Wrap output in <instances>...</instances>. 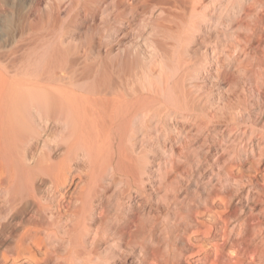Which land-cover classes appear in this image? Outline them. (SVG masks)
I'll return each instance as SVG.
<instances>
[{
    "label": "bare ground",
    "instance_id": "6f19581e",
    "mask_svg": "<svg viewBox=\"0 0 264 264\" xmlns=\"http://www.w3.org/2000/svg\"><path fill=\"white\" fill-rule=\"evenodd\" d=\"M18 1L0 0V5L1 2H5L8 6L7 9L0 6V264L8 256L29 252L28 245L31 242L45 248L44 262L36 264H124L119 259L126 256H137L143 264H187L185 256L190 243L189 238H186L189 234L185 235L191 231L186 227L187 224L182 228V232H178L179 228H176L177 224L175 225L176 239L173 240V245L169 243L171 241L166 244L172 246V250L169 251V255L159 259L156 255L157 250L151 249L155 243L152 239L149 241L147 239L156 226L149 229L143 227L145 225L142 223L146 217L143 221L141 215L136 216L137 210H140L136 207L131 211L127 210L129 212L127 213L120 201L122 199L117 198L118 205L115 216L113 215L115 225L112 223L114 228L109 226L106 231L104 227L106 232L101 233L100 222L104 220L102 210L106 203L103 205L97 197L101 191L117 185H122L120 186L123 188L122 193L127 192L129 198L132 197V190H139L138 193L144 197L146 189L144 174L148 171L146 170L148 166L145 167L148 160L146 150L150 146L152 136H157L162 131L164 119L160 114L166 111L167 104L175 108H184L196 115L197 113L210 115L206 112L207 105H203V99L200 97L201 83L189 79L192 76L190 77L188 72L196 64L194 57L198 55L189 54L190 43L187 45L183 42V33L188 30L196 33L208 30L212 33V30L221 29L228 33L227 37L235 36L232 43H227L229 47L237 50V55L233 54L235 56L232 58L235 64H232L242 74L245 71L243 70L245 65L242 63L248 50L241 47L245 44L242 42L243 38L242 41L239 39L241 36L239 33L243 30V18L254 10L258 11L257 17L260 16L261 7L255 8L254 0H103L93 6H88L83 0H70V20L78 25L81 21H89L88 36L81 41L82 43L72 48L64 31L57 34L53 32V27L45 35L39 34L36 30L39 27L38 22L32 23L34 20L31 18L34 8L26 9L23 3ZM81 8L85 10L83 17L80 16ZM137 10H140L142 22L150 26L151 31H155L156 37L164 35L172 40L169 49L159 38L150 40V45L154 49L162 51L160 67L153 63L156 61L155 51L145 53L135 45L125 49L122 43L121 38L129 33L132 27L130 19H126V14ZM255 11L254 14L257 12ZM260 14L262 15L261 11ZM98 17L105 22L104 31L97 32ZM50 21H55L53 14L50 15ZM261 33L259 46L264 54V33ZM191 35L192 33L187 38ZM224 35L226 34L223 33ZM208 39L201 41L203 45L200 50L202 48L208 50ZM131 55L137 57V61L133 60V63L146 62L154 67L149 66L150 70H147L148 67L145 68L140 63L145 70L142 72L139 70L141 74L135 72V68L132 69L129 65L128 58ZM207 55L209 53L206 57ZM163 60L166 63H163ZM219 63L211 72L214 75L220 73L217 66ZM260 64L259 66H262L264 62ZM156 67L159 68L154 70ZM223 67L220 65V68ZM234 67L232 66L233 70ZM261 69L259 73L264 71V68ZM261 75L263 77L264 73ZM188 76L192 83L187 80ZM186 80L190 83L189 87L185 85ZM260 80L257 82L259 109L263 112L264 77ZM257 83L255 85L258 88ZM178 85L182 88L178 90L181 93L178 92L176 95L175 87ZM214 115L211 114L213 117ZM259 121L264 129V118H260ZM199 125L190 130L188 128L187 135H183L184 138L190 141L192 135L196 139L204 135L205 128ZM164 130L167 131L166 128ZM260 132L259 130L258 150L252 151L251 155L252 161L255 160L259 164V169L264 166V132ZM209 137L208 133L201 146L210 145ZM245 147L243 149H246ZM236 149L235 151H238ZM210 158L212 159V156ZM221 162L225 163L223 160ZM81 164H84L85 168L82 169ZM225 168L218 181L221 182L220 185L225 182L222 188L225 193L223 195L229 199L226 201L228 208L221 218L223 222L221 228L215 229L214 232L207 230L208 234H213L214 243L212 253L210 251L211 254L206 257L210 259V264H264V174L260 179L252 176V173L245 175L241 171L235 174L232 169ZM73 171L86 173V178L80 180L69 201L68 209L64 210L65 205L63 207L62 205L68 203H61V197L67 190L66 184L71 181ZM213 181L211 179L205 182L195 181L196 188L190 192H193V196L190 195L192 198L183 193L180 212L175 211L177 218L187 217L189 223L191 221L197 224L196 214L200 208L209 207L213 202L212 198L220 196L217 190L220 185L217 187ZM161 187L162 185L159 189ZM106 195L110 198L109 194ZM166 195L165 198L168 196ZM171 195L173 197V194ZM177 197L179 196L176 194L169 200L179 201ZM95 199L97 204L94 202ZM178 201L175 202V207L176 203L179 204ZM135 206L140 205L136 202ZM185 212L188 213L185 215ZM135 217H139L140 224L133 234L134 239L124 244L126 242L123 237L127 234L129 223ZM96 221H100L97 226ZM111 229L113 236L105 237ZM165 230L159 232L166 234Z\"/></svg>",
    "mask_w": 264,
    "mask_h": 264
},
{
    "label": "rangeland",
    "instance_id": "374dc122",
    "mask_svg": "<svg viewBox=\"0 0 264 264\" xmlns=\"http://www.w3.org/2000/svg\"><path fill=\"white\" fill-rule=\"evenodd\" d=\"M100 1H103V0H83V2L85 4H87L88 6L89 5L93 6L97 3H99ZM136 1H140V0H136ZM18 2L23 3L22 5H24V8H26V9L27 8L28 9L34 8V10H33L34 13H32V17H31L34 21L31 18L30 19L33 21L32 23H35L36 21L38 22L39 27L36 30L41 35H45L47 32L50 31L49 30L50 28L54 27L53 32L58 34V33H61L64 31L66 33L65 37L66 36L69 37L68 40L70 42L69 41L68 42L70 43L71 47L74 48V46H76L77 44L79 45V43L81 41H84L86 39V36H88V34H89V31H88L89 21L88 20L85 22L81 21L79 23V25L70 20L71 19V17H70L71 16V10H70V4H69L70 0H19ZM254 2L256 4V5L254 4L255 8L258 7V9H259L261 7V9H259V15L261 17L260 16L257 17V15H258L257 10H256L257 12L254 10L256 12L255 13L256 15L253 13L254 11L251 12L250 15H248V16H250V18H247L248 16H244L243 28H242L243 30L241 29L242 31H240V33L238 32L239 35H241L240 36L241 38L239 37L240 41H242L241 39L243 38L242 42H243V44L245 43L244 46H241L243 44H240V46L244 47L246 50L248 49L247 54L244 57L243 63H242L245 65V66L242 65L244 68L243 70H245L244 71L245 74L244 73L241 74L240 73L241 71L237 70L238 68L236 69L233 65L235 63H234L232 58H233V56L237 55V50L233 49L232 47H229V44L232 43V41H234V38H236L235 36H233V38L227 37L228 33L223 32L224 30H221V29L212 30L213 34L211 32H209L208 30L202 31V32L200 31L197 33L193 32L192 30H188V31L183 33V42H185L187 45L190 43V45H188L189 46V48H188L189 54H191V55L193 54V56L198 55L196 58L194 57V59H195L194 63H196L197 65L196 64L193 65L190 72H188L190 77L192 76L193 78L192 77L189 78V76H188L187 80L189 78L190 80L192 79L191 80L192 82L201 83L202 89H201L200 93L202 96H200V97H201V99H203L202 100L203 105L204 104L207 105V106H205V105L204 106H205V108L207 107L206 112H209L207 114H210V115H206V113H201V114L197 113V115H196L195 113L188 111V110H185L184 108H175V107L171 106L170 104H167L168 108L166 109V111L170 108L169 109L170 114L168 113V111L167 112L163 111L162 112L163 114H160L161 118L164 119V121H163L164 125H163L162 131H161L162 133L160 132L157 136L154 135L155 137L152 136V138L149 141L150 146L146 150L148 160L145 163V165L147 164L145 167L148 166V168L146 169L148 171H146V173L144 174L145 185H146L144 197L143 196L141 197V195L139 194L140 192L138 193L139 190L138 191L132 190V192H131L132 197L129 198L127 196V192L125 194L122 193V191H123V188H121L122 185L115 186L116 187V188L114 187L115 189L113 187H109V188H107V190L101 191L100 195L98 196L99 198L97 197V199L101 203L103 202L102 203L103 205L106 203L105 207L103 206L104 210H102L103 211L102 216H103L104 220H101V222L100 221L95 222V224L97 223L95 226H97L99 224V222L101 223V228H100L101 233L106 232L107 227L109 228V226H112V223L113 224L115 223L114 222V216H115L114 214L116 213V209H117V205H118L117 198H118V200L122 199L120 201L124 204L123 206L125 207L124 209H126V212H127V210L131 211V209L135 208V207L137 209H140L139 211L137 210L136 216L141 215L140 218L143 221H144L143 218L146 217L145 221H144L145 224L142 223L143 225H145L143 227L149 229L151 227L156 226L154 228V232L152 233V235H149L147 239H148V241L150 239H152L153 242L155 243V244H153L151 249L157 250L156 255L159 257V259L163 256L169 255V251L172 250V246L169 247L166 244L169 241H171L169 243L171 245H173V240L176 239L175 238L176 237L175 236V234H176L175 225L177 224L176 228H179V230L177 229L178 232L179 231L182 232V228L184 227V225L186 226V224H187L186 227L187 228L189 227L188 229H190L191 231L190 232L188 231L185 235V236H187L189 234V236H190V237L189 236L186 237V238H189V243H190L189 245L190 246H188V249L186 252L185 262H187V264H210L209 263L210 259L206 256L210 255L212 253V244L214 243V237H213V234L211 235V234H208L207 232L209 231L208 229H210V230H212V232H214L215 229L219 230L221 228V226L223 224L221 218H222V216L225 215L227 208H228L226 201L229 199L226 198L227 196L223 195L225 193H224V188H222V186L225 184V182L223 181V185H220L221 182L218 181L219 175H221L223 172H225V170L223 168H225V166H226V168H228L230 170L232 169V171H234L235 174H237V173L239 174L241 171H242L241 173H243V174L245 173V175H247V174L250 175V173H252L253 174V175L251 174L252 176L255 175V176L259 177L260 179L262 178V176L264 174V166H262L261 169H259V164H257V162L255 160H253L254 161V163H253V161H252L253 157L251 156L253 154L252 151L257 152L256 150H258V146H259V134L258 133H259V130L262 133L264 132V129L261 127L262 124L259 121L260 118H262V117L264 118V111L261 112V110L259 109V91H258L259 84L257 83L261 78L263 79V77H264V76L262 77V75H261L262 73H264V71H262L260 73L258 72V71L262 70L261 67L264 68L263 67L264 66V64H263L264 54L262 53L263 52L262 48L259 46V39H261V37H262V35L259 36V34L262 31L263 32L261 34L264 33V0H254ZM4 3L5 2H1L2 5H0V6L1 7L3 6L2 9H7L8 6L6 3L5 4ZM8 3H10V2H8ZM80 11L82 13L80 16L83 17L84 16L83 13H85V10H83L81 8ZM260 11H261L262 15L260 14ZM139 12H140V10H137L136 12L135 11L131 12L129 15L126 14V19L127 18L130 19V22L132 23L130 25V27L131 26L132 27L130 28L129 33H127L126 35H124L121 38V40L123 41L122 43H123L125 49L127 47L129 48L130 46L135 45V46H139V49L144 50L145 53L147 51L151 52L150 50H152V53H153V51H155L154 52V54H155L154 59L157 62L154 60L156 63L155 62H153V63L155 66L156 65L159 66V64L161 66L160 61H161V58L163 56L161 54L162 51H159L158 49L157 50L154 49L150 45V40L152 38H159L162 43L167 44V49L171 48V46H169V45H171L172 40L170 38H166L164 35H160V36L156 37L155 31L154 30L151 31V27L142 22V17L140 16L141 14ZM51 14H53L55 21H50V15ZM254 15H255V18H253ZM255 19H257V20L254 21ZM31 20H29V21L31 22ZM96 22L98 23L97 32L104 31L106 29L105 22H103V20H101L99 17L96 19ZM74 25H76V26H74ZM257 25L259 28H257ZM145 26H147V27H145ZM245 26H247L248 29ZM255 27H256V29H255ZM252 28H253V30H252ZM254 30H256V31H254ZM216 31H218V32H216ZM187 33L189 35L192 33L190 38H187V37H189V35ZM198 33H200V34H198ZM205 33L206 34L209 33V34L206 35ZM214 33L216 35H214ZM219 33H221V34L219 35ZM223 33L226 34V35H224L226 37L223 36ZM184 34H186L187 36ZM230 34H232V32L229 33V35ZM242 34L246 38L248 37L247 38L248 43L246 42V40H245L246 38L243 37ZM95 35L97 36V33H95ZM209 35H211V36H209ZM246 35H248V36H246ZM254 35L256 36V38ZM202 37H204V38H202ZM206 37H208L209 39ZM226 38H227V41H226ZM205 39H208V44H207L208 48L207 49L209 51L205 50L203 48L200 50L201 46L203 45L202 43L205 41ZM255 39H256V41H255ZM244 40H245V42H244ZM248 40H250V41H248ZM201 41H203V42H201ZM227 42L228 43L230 42V43L228 44ZM185 43H183V44H185ZM66 45H67V43H66ZM232 46H234V45H232ZM221 47H222V49H221ZM204 51L207 52L206 54L209 53V55H207V57H206V54ZM157 52L160 54H158ZM196 52H199V53H196ZM212 52H213V54L214 53L215 54L213 55ZM221 52H223V53L225 52L224 54L229 52V54L224 55ZM156 53H157V55H156ZM231 54H232V57H231ZM233 54H235V55H233ZM227 55L230 56V58ZM136 58L137 57L135 55H131V57L129 56V58H128L129 63H130L129 65L132 67V69L135 68V70H134L135 72L139 73L138 72L139 70L141 72L144 71L145 69H144V67H142L143 65L145 66V68L148 67L147 70H150L149 66L151 64L149 65V63H146V62H144L145 64L142 62L133 63V60L137 61ZM216 58H218V59H216ZM227 58L229 61H227ZM130 59H132V60H130ZM259 59H260V61H259ZM231 60H232V62H231ZM165 61H166V59H165ZM165 61L163 60V63L167 62V61L166 62ZM221 61H223V62H221ZM158 62H160V63H158ZM140 63H142L143 65ZM201 63H202V65L204 64L206 67L204 65L202 66ZM218 63L221 65V67L224 66L223 68H220V65H217V66H219L218 68L220 69L219 70L220 73L223 75H221L220 73H219V75H218V73L217 74L215 73V75L213 73H211L213 71L215 65ZM260 63H262L263 65L259 66V65H261ZM154 65H152V66L154 67ZM229 65L231 67H229ZM133 66H135V67H133ZM152 66H150V67L152 68ZM232 66L234 67V70H233ZM159 67L154 68V70H157V68H159ZM252 67H253V69H252ZM138 68H140V69H138ZM210 68H212V70H210ZM257 68H258V70H257ZM247 69H249V70H247ZM243 70H242V72H243ZM141 72L139 74H141ZM193 72L197 73V75H195V73H193ZM237 72L239 73L240 76L238 75ZM230 73H232V74H230ZM192 74H194L195 77ZM251 74H252V76H251ZM248 75L251 77H249ZM258 75H260V76H258ZM251 79H253L254 81L252 82ZM187 80L185 82V85L186 86L188 85V87H189L190 83H192V82H190V80H188L190 82L189 83ZM203 82H204V84H203ZM250 82H252L254 85L257 83L258 88H257V85L254 86ZM180 87L181 86H179V85L177 87H175L176 95L178 94V92H179V94L181 93V91H178V90H180ZM228 87H230V89ZM254 87L257 89H254ZM228 89H229V91H228ZM213 95H214V97H213ZM223 103H225V105H222ZM234 103H235V106H234ZM241 103H242V105H241ZM227 104H228V106H226ZM230 105H232V106H230ZM238 105H239V107H238ZM208 107L211 109L209 110ZM230 108H232V109H230ZM239 108H241V109H239ZM218 109L220 112L218 111ZM215 111H217V113ZM226 111H228V113ZM211 114L212 115L215 114L216 116L214 115V117H213V116H211ZM222 114H223V116H222ZM185 115H187L188 117ZM196 116H198V117L196 118ZM201 119H203L205 121H203ZM210 119H212V120L210 121ZM205 122H206V124H205ZM165 123L168 125H166ZM208 123H210V124H208ZM193 124H195V125L200 124L199 126H202L203 128H205L204 129V135L200 136L199 138L197 137V139H196V137L193 138V135H192L191 136L192 138L190 139V141H188L184 138V136L187 135L186 132H188V128H189V130L195 128V125H193ZM165 125L168 127H166ZM165 128L167 130L166 132L164 130ZM215 130L216 131L218 130V131L216 132ZM181 132H183V133H181ZM208 133L210 136L209 137V140H210L209 144L210 145L207 146L205 144V145L201 146V143L204 141V139ZM257 140H258V142H257ZM230 141H232V142H230ZM255 141L258 144L255 143ZM251 144L252 145L254 144V145L252 146ZM156 146H157V148H156ZM198 147H202V148H198ZM244 147L246 149H243ZM239 148H241V149H239ZM202 149H203V151H202ZM235 149L238 151H235ZM149 150L152 153L149 152ZM197 150H198V152H197ZM233 151L235 153H233ZM228 152H229V154H228ZM217 153H219V154H217ZM242 153H243V155H242ZM208 155L210 157L212 156L213 160L210 157H208ZM201 156H203V157H201ZM239 156H240V158H239ZM213 157H215V158H213ZM219 157H220V159H218ZM243 157H245V158H243ZM229 158H231V159H229ZM167 159H168V161H167ZM225 159L227 161H225ZM236 159H237V161H236ZM171 160H172V162H171ZM197 160H198V162H197ZM219 160H221V161L223 160L225 163L223 162L224 164H221L222 162ZM148 161H150V162H148ZM214 162L215 163L217 162V163L215 164ZM238 162H240V163H238ZM256 164H257V166H256ZM81 166H82V169L85 168V167H83L84 164H81ZM194 167H197V168L194 169ZM201 168H205V169L201 170ZM222 170H224V171H222ZM73 172L74 173H73V176L71 178V181L66 184V186H68V187H66L67 190H65L64 195L61 197V203H68V204L62 205V207L65 205L63 207L64 210L68 209V206L70 205L69 201H71L70 199H71L72 195L77 190L76 188H78L79 182H81L80 180L86 178V175H85L86 173H84V172L83 173L82 172L78 173L79 171H73ZM211 174H213V175H211ZM214 174H216V175H214ZM83 175H85V176H83ZM149 179H151V180H149ZM206 179L207 180L211 179L212 181L214 180L213 183L216 184L217 187H219V185H220L221 189H220V187L217 188V190L219 192L218 194L220 196H214V198H212L213 202H211V205L209 207L200 208L201 211L199 210L196 214L197 215L196 216L197 224L192 223L191 221L189 223L187 217H186V219H185V217L184 218H177L178 210L180 212V208H181L182 196H184V194H185V196L192 198L191 196H193V192L192 193H190V192L194 191L193 189L196 188L195 181L200 180V181L205 182V181H207ZM193 181H194V183H192ZM199 184H202V183L199 182ZM160 185H162V187L160 188L161 190L159 189ZM147 186H148V188H147ZM178 187L181 189L180 191H179ZM110 188H111V190H110ZM185 188H186V190H185ZM120 189H121V191H120ZM112 190H114V192ZM184 190H185V192H184ZM119 191H120V193H119ZM174 191H176L177 193ZM104 192L106 194H109L110 198H107L108 195H106ZM220 192H222V193L220 194ZM166 193L168 196L166 195ZM117 194H121V195H117ZM171 194H173V197L176 194H177V196L181 197V198L177 197V199H179V201L176 200L175 202L178 201L179 204L176 203L177 204L176 207H175V202H173L174 200H171V201L169 200L172 197ZM104 195H106V196H104ZM165 195L168 197V199H167V197L165 198ZM145 197H147L146 201H145ZM173 197L171 199H173ZM97 199H95V201H94L96 204H97ZM99 201H98V203H99ZM164 201L166 202V204H164L165 203ZM168 201L170 203H168ZM235 201H237V200H235ZM136 202H138V204L140 205L139 206L140 208L135 206ZM143 203H144V205H143ZM114 205H115V207H114ZM95 207H97V206L95 205ZM144 208H145V210H144ZM171 209H172V211H171ZM175 211H177V213ZM127 213H129V212H127ZM139 213H141V214H139ZM187 213L185 212V215ZM182 216H183V213H182ZM111 218H112V220H111ZM138 218L135 217L129 223V225H128L129 228H127L128 229L127 234L123 237L124 242H126L124 244H127V242H129V241H133V239H134L133 234H134V232L137 231L138 225L140 224V221L138 220ZM185 221H186V223H185ZM114 225L111 228H114ZM192 226H193V228H192ZM104 227L106 228V231H105ZM157 228H158V230H157ZM102 229H104V230H102ZM160 230H163V231L165 230L167 233L166 234H165V232L161 233V232H159ZM125 231H123V232H125ZM108 233H109V235H108ZM108 233L105 237L110 238L113 236L112 229ZM206 234L209 236H207ZM211 238L213 241H211ZM28 247L30 248V249L28 248L29 252L21 253L20 255L18 254L15 256L14 255L8 256L7 258H5L3 260L4 262H2V264L3 263L4 264L43 263L45 260V248L42 245H38V244L33 243V242L29 243ZM210 251H211V253H210ZM62 254L65 255V253H62ZM135 257H137V256H132V257L126 256V258H122V259L120 258L119 261L120 262L123 261L124 264H143L142 260H140L138 257L136 259ZM123 262H121V263H123Z\"/></svg>",
    "mask_w": 264,
    "mask_h": 264
}]
</instances>
